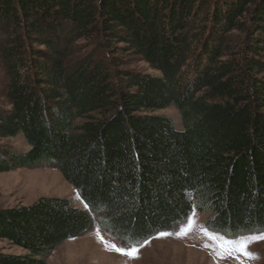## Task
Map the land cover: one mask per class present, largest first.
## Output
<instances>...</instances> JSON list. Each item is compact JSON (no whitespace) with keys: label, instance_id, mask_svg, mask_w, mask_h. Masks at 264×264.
<instances>
[{"label":"trees","instance_id":"16d2710c","mask_svg":"<svg viewBox=\"0 0 264 264\" xmlns=\"http://www.w3.org/2000/svg\"><path fill=\"white\" fill-rule=\"evenodd\" d=\"M81 41L97 50L77 56ZM0 64V141L29 146H0V174L52 166L88 207L0 214V239L25 252L0 264H46L92 215L134 246L195 209L226 238L264 233V0H0ZM170 108L181 129L157 114Z\"/></svg>","mask_w":264,"mask_h":264},{"label":"rangeland","instance_id":"374dc122","mask_svg":"<svg viewBox=\"0 0 264 264\" xmlns=\"http://www.w3.org/2000/svg\"><path fill=\"white\" fill-rule=\"evenodd\" d=\"M216 1L225 0H212L213 3ZM210 34L205 33L203 45L208 43ZM96 50V45H93L91 41H81L76 48V53L77 56H81ZM98 51L102 57H107L106 51L101 49ZM202 51L200 49L197 54L201 56ZM118 59L122 60L123 68L126 70L152 76L160 75L140 59L126 57L123 54L118 55ZM5 84L6 74L0 64L1 110L7 109L3 96ZM157 114L172 118L176 127L181 129L180 113L176 108L160 111ZM0 146L21 153L29 150L23 137L1 140ZM43 198L68 199L75 207L88 211V207L80 198L78 191L64 179L59 170L52 166L35 169L24 168L0 174V214L11 210L30 208ZM92 216L95 220L92 231L81 238L63 243L51 254L46 264H264V239H255V242L248 245L247 250L254 254L253 258L235 251H226L232 247L226 241L251 240L264 236V233H249L226 238L222 234L208 230L206 222L211 218L208 211L200 213L195 209L186 221L176 226L173 231L167 232L169 235L159 234L139 246L123 243L106 231L101 226L103 214ZM181 231H186V234L178 235L177 233ZM221 244H223V249L220 247ZM116 248H136L138 252L136 257L132 258L116 251ZM24 253L17 246L0 239V254L21 255Z\"/></svg>","mask_w":264,"mask_h":264},{"label":"snow or ice","instance_id":"6c2138e0","mask_svg":"<svg viewBox=\"0 0 264 264\" xmlns=\"http://www.w3.org/2000/svg\"><path fill=\"white\" fill-rule=\"evenodd\" d=\"M190 230V229H188ZM178 235H185L186 234V231H181L180 233H177ZM161 235H169V233H161ZM255 239H264V236H261V237H257V238H254V239H243V240H240L239 242H236V241H226V243L232 245V247L226 249V251L228 252H231V251H235L237 253H241L249 258H253L254 257V254L248 252V245L252 242H255ZM207 247V245H205ZM115 248V246H113ZM220 247L223 249V244L220 245ZM116 251L118 252H121V254H124V255H129L130 257L132 258H135L136 257V253L138 252V249L136 248H131V249H119V248H116L115 249Z\"/></svg>","mask_w":264,"mask_h":264}]
</instances>
